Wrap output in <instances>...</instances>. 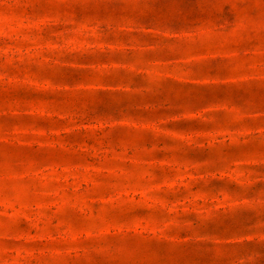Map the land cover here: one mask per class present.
<instances>
[{"label":"rangeland","instance_id":"obj_1","mask_svg":"<svg viewBox=\"0 0 264 264\" xmlns=\"http://www.w3.org/2000/svg\"><path fill=\"white\" fill-rule=\"evenodd\" d=\"M0 264H264V0H0Z\"/></svg>","mask_w":264,"mask_h":264}]
</instances>
